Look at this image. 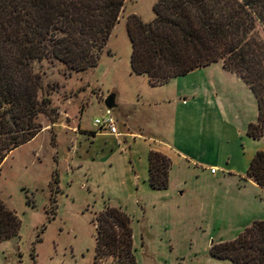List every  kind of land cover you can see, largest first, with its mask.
<instances>
[{
	"label": "rangeland",
	"instance_id": "obj_1",
	"mask_svg": "<svg viewBox=\"0 0 264 264\" xmlns=\"http://www.w3.org/2000/svg\"><path fill=\"white\" fill-rule=\"evenodd\" d=\"M154 2L123 3L96 66L68 73L57 61L32 64L51 111L39 113L38 133L0 161V200L20 220L17 234L0 241V264H94L92 218L105 204L129 216L136 264H231L212 257L209 246L242 229L240 193L222 194L210 170L197 174L186 165L172 167L166 189L151 190L140 140L129 147L93 124L108 94L118 104L123 95L131 97L122 78L130 71L125 19L132 11L143 22L151 20ZM117 112L111 110L120 132ZM258 215L264 219V205Z\"/></svg>",
	"mask_w": 264,
	"mask_h": 264
},
{
	"label": "trees",
	"instance_id": "obj_2",
	"mask_svg": "<svg viewBox=\"0 0 264 264\" xmlns=\"http://www.w3.org/2000/svg\"><path fill=\"white\" fill-rule=\"evenodd\" d=\"M124 0H0V161L40 130L36 117L49 112L41 77L32 64L57 61L69 72L97 65ZM147 22L125 19L129 66L151 86L220 61L251 90L255 122L245 133L264 131V0H156ZM147 184L168 186L170 160L148 150ZM245 177L264 189V151L257 150ZM93 263L136 264L129 216L104 205L95 213ZM20 220L0 200V241L16 235ZM209 254L231 264H264V219L253 220L235 238L211 243Z\"/></svg>",
	"mask_w": 264,
	"mask_h": 264
},
{
	"label": "crops",
	"instance_id": "obj_3",
	"mask_svg": "<svg viewBox=\"0 0 264 264\" xmlns=\"http://www.w3.org/2000/svg\"><path fill=\"white\" fill-rule=\"evenodd\" d=\"M105 54L115 55L113 51ZM214 63L157 86H151L143 75L125 71L122 78L127 79L125 90L131 97L123 95L120 104L115 98L116 116L122 124L119 138L129 147L139 139L145 158L148 150L165 155L170 160L168 186L173 166H193L197 174L215 168L209 173L222 194L230 189L240 193L239 215L246 220L240 227L243 229L259 219V208L264 205V189L245 177L252 156L257 150L264 151V146L261 137L252 139L245 133L247 124L257 117L256 101L248 85L221 63L216 67ZM145 173L147 179V160Z\"/></svg>",
	"mask_w": 264,
	"mask_h": 264
},
{
	"label": "built area",
	"instance_id": "obj_4",
	"mask_svg": "<svg viewBox=\"0 0 264 264\" xmlns=\"http://www.w3.org/2000/svg\"><path fill=\"white\" fill-rule=\"evenodd\" d=\"M93 124L99 131H105L114 137L120 136V132L117 127V121L111 114V110L104 108V113L101 118H95ZM215 168H210V172H214Z\"/></svg>",
	"mask_w": 264,
	"mask_h": 264
},
{
	"label": "water",
	"instance_id": "obj_5",
	"mask_svg": "<svg viewBox=\"0 0 264 264\" xmlns=\"http://www.w3.org/2000/svg\"><path fill=\"white\" fill-rule=\"evenodd\" d=\"M103 105L105 108L112 110L116 108V103H115V94L110 93L108 94L104 99H103Z\"/></svg>",
	"mask_w": 264,
	"mask_h": 264
}]
</instances>
